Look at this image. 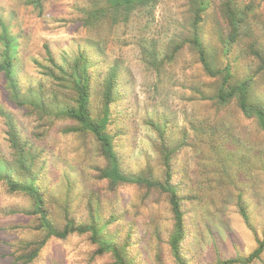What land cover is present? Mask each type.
I'll list each match as a JSON object with an SVG mask.
<instances>
[{
    "label": "rangeland",
    "instance_id": "obj_1",
    "mask_svg": "<svg viewBox=\"0 0 264 264\" xmlns=\"http://www.w3.org/2000/svg\"><path fill=\"white\" fill-rule=\"evenodd\" d=\"M29 1L0 0V17L18 39L15 71L22 88L39 83L56 85L41 66L47 64L44 43L49 45L58 63L64 64L80 50L87 49L93 72L105 73L117 64L122 97L114 109L120 118L108 129L118 133L114 147L123 170H135L151 161L154 171L161 175L155 148L158 134L146 123L149 117L156 120L167 115L170 119L167 135L174 140L179 131L186 130V144L173 160L176 165L173 181L186 196L181 203L185 210L182 245L187 264L245 258L253 252L264 234V129L255 116L247 117L241 112L235 99L220 104L210 98L221 85V75L206 74L195 48L190 43L184 44L193 18L190 0H158L150 12L136 10L122 21L109 16L101 21L91 19V23L83 22V17L102 5L103 0H45L41 14ZM223 1L208 0V8L199 23L201 39L213 55L216 67L230 61L231 81L248 76L254 97L263 98L264 68L247 43L254 44L257 40L254 46L261 44L263 50L256 51L264 57V0H233L243 9L253 8L248 10L252 35L230 46L225 44L231 28L222 11ZM172 40L184 44L174 55ZM1 49L0 45V53ZM144 50L156 53L153 65L146 63ZM98 83L99 78L93 79L96 95ZM0 106L15 114L26 138L35 144L44 141L48 147L46 164L56 181L63 168L72 172L79 166L82 176H72L74 195L69 197L73 213L78 217L84 214L83 195L87 189L96 191L101 203L115 193L129 212V220L137 227L140 242L132 246L137 252V263L177 264L166 243V230L171 227L172 218L163 192L132 183L112 185L101 178L99 170L106 168V160L92 134L85 130L67 131V127H79L70 119L58 120L47 134L44 129H37L35 115L26 108H18L9 98L1 72ZM32 130L42 132L43 139L35 138ZM5 131L0 116L2 147H5ZM241 205L246 209L247 221L240 213ZM25 206L30 207V202L24 195L9 194L0 185V264H11L13 257L8 254L23 237L39 239L42 234L30 228L32 217L6 211L12 207L25 209ZM63 206V198L58 195L49 207L52 219L59 226L64 221L59 215ZM13 224L17 227L11 229ZM92 250L93 245L84 234L53 238L42 246V259L36 264H114L107 255L90 260ZM235 264H264V250L248 263Z\"/></svg>",
    "mask_w": 264,
    "mask_h": 264
},
{
    "label": "trees",
    "instance_id": "obj_2",
    "mask_svg": "<svg viewBox=\"0 0 264 264\" xmlns=\"http://www.w3.org/2000/svg\"><path fill=\"white\" fill-rule=\"evenodd\" d=\"M44 1L30 0L29 2L41 14ZM157 1L105 0L106 6L104 7L103 0L102 5H97L96 9L89 10L82 21L91 23V19L101 21L108 19L109 16L113 20L122 21L127 18L129 13L136 10L150 12ZM188 3L193 18L189 24V37L184 39V44L190 43L195 48L198 60L206 74L221 75V85L215 95L210 98L220 104L235 99L241 112L247 117L255 116L260 127L264 129V97H254L251 79L247 76L232 82L230 61L222 67H216L213 55L204 46L199 32V23L202 20V13L208 8V0H190ZM251 9L253 8L243 9L235 5L233 0L223 1L222 11L231 28L227 40H225L226 45L230 46L238 40L240 42V38L252 35L251 28H248L250 16L248 10ZM255 41L257 40H254V44L253 41L247 43V47L252 54L257 53V59L261 60V67L264 68V57L256 51L261 44L254 46ZM175 43L176 41H170V45H174L173 55L184 45L181 42ZM0 45L2 46L0 72L4 76L9 98L18 108H26L30 114L35 115L39 123L37 129H44L47 134L53 130L60 119L75 121L79 125L78 129L67 127V131H88L99 144L101 153L106 160V168L99 170L101 178L109 180L112 185L132 183L150 189L155 188L165 194L172 218V225L166 230V243L177 264H187L186 251L182 245L186 232L183 218L185 210L181 203L186 196L182 194V188L173 181L176 172L173 160L186 144V130L179 131L178 138L174 140L167 135V126L170 123L167 115L163 114L156 120L149 117L146 123L158 134L155 148L161 175L158 176L154 171L151 161L135 170L125 171L121 167L120 156L114 147V138L118 133L113 134L108 129V126H112L115 120L120 118L114 109V104L122 97V92L119 89L120 78L117 73V64L112 65L105 73L93 72L95 69L90 61L91 53L87 49L80 50L73 59L65 61L64 64L58 63L49 45L44 43L43 54L47 64L40 65L45 69L44 74L56 85L50 87L39 83L36 86L23 89L15 71L18 39L9 31L8 23L1 17ZM93 50L96 51L95 48ZM260 50L263 48L261 47ZM143 56L149 65H153L157 58L155 52L147 50H144ZM261 67L259 66V70ZM257 73L259 72L257 71ZM95 78H99L97 95L93 85ZM197 91L202 98H206L200 90ZM0 116L3 117L6 128L3 138L5 147L0 144V185L4 186L9 194H22L30 202V207L25 206V209L12 207L6 211L13 215L21 213L32 217L34 222L30 224V228L44 234H41L39 239L23 237L18 245H13L12 251L8 254L13 257L11 264H36L38 260L42 259L40 252L47 240L66 239L72 234L87 236L93 245L90 260L97 256L107 255L114 264H138L137 252L132 247L140 242L137 237V227L134 221L129 220V212L124 209L119 196L114 193V197L101 203L96 191L87 189V193L83 195L86 201L85 212L78 217L71 211L69 197L74 195L71 187L74 183L72 176L79 178L82 176L79 166L72 172L63 168L61 177L56 181V177L51 174L50 167L46 164L48 147L44 141L41 144H35L26 138L21 132L15 114L7 108L0 106ZM191 126L194 128L193 125ZM32 131L34 133V130ZM32 131L31 134H33ZM41 135H43L42 132H37L33 136L43 139L40 137ZM87 160L89 162V157ZM56 188L58 191L54 192L53 189ZM58 195L63 198L64 203L61 213H59L64 219L61 226L52 219V212L49 210ZM240 197L241 194H238V198ZM239 210L247 221L245 207L241 205ZM16 227L15 224L10 225L11 229ZM262 250H264V234L263 238L258 240L257 247L247 257L218 258L212 264L248 263L258 258Z\"/></svg>",
    "mask_w": 264,
    "mask_h": 264
}]
</instances>
